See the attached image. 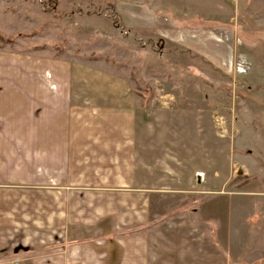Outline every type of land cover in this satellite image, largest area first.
<instances>
[{"label": "rangeland", "instance_id": "1", "mask_svg": "<svg viewBox=\"0 0 264 264\" xmlns=\"http://www.w3.org/2000/svg\"><path fill=\"white\" fill-rule=\"evenodd\" d=\"M197 34L207 42L192 49ZM0 36L4 51L123 76L153 93L151 107L175 96L171 130L188 143L159 150L166 190L149 209L150 264H234L250 250V231L246 243L235 235L250 225V190H264V0H0ZM217 50L223 65L207 56Z\"/></svg>", "mask_w": 264, "mask_h": 264}, {"label": "crops", "instance_id": "2", "mask_svg": "<svg viewBox=\"0 0 264 264\" xmlns=\"http://www.w3.org/2000/svg\"><path fill=\"white\" fill-rule=\"evenodd\" d=\"M194 36L192 49L207 42ZM217 54L207 56L223 65ZM148 94L87 62L0 49V264H150L149 209L166 190L159 150L188 141L171 130L175 96L154 108ZM250 191L235 242L250 231L251 248L234 264H264V190Z\"/></svg>", "mask_w": 264, "mask_h": 264}, {"label": "trees", "instance_id": "3", "mask_svg": "<svg viewBox=\"0 0 264 264\" xmlns=\"http://www.w3.org/2000/svg\"><path fill=\"white\" fill-rule=\"evenodd\" d=\"M1 37H2V36H0V39H2V38H3V37H2V38H1Z\"/></svg>", "mask_w": 264, "mask_h": 264}]
</instances>
